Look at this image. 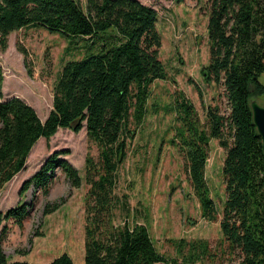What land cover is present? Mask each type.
Masks as SVG:
<instances>
[{
  "label": "trees",
  "instance_id": "16d2710c",
  "mask_svg": "<svg viewBox=\"0 0 264 264\" xmlns=\"http://www.w3.org/2000/svg\"><path fill=\"white\" fill-rule=\"evenodd\" d=\"M208 2L209 63L201 75L206 83L223 87L228 113L209 108L203 130L192 106L181 100L183 129L177 134V145L201 217L209 222L218 216L205 179L210 139L225 150L221 235L238 264H264V155L250 109L253 96H264V0ZM157 21V12L138 0H85V10L78 0H0L1 52L7 49L10 34L37 26L89 43L83 59L63 66L43 122L20 98L2 97L0 68V189L25 169L36 143L48 142L59 129L75 134L85 129L87 139L99 149L97 162L85 160L92 204L86 208L84 264H205L213 258L205 241H179L176 257L166 258L156 250L144 226L111 224L115 173L125 159L126 141L134 137L129 119L135 126L142 123L150 85L167 79L158 57ZM15 46L26 61V52L18 43ZM67 155V151L50 154L23 181L20 192L32 189L47 195L56 170L73 188H79L81 178ZM33 206L31 201L8 209L0 214V225L10 220L21 228ZM57 208L58 204L47 205L43 214ZM7 233L3 224L0 264H29L8 261L2 249ZM49 264L74 263L63 254Z\"/></svg>",
  "mask_w": 264,
  "mask_h": 264
},
{
  "label": "rangeland",
  "instance_id": "374dc122",
  "mask_svg": "<svg viewBox=\"0 0 264 264\" xmlns=\"http://www.w3.org/2000/svg\"><path fill=\"white\" fill-rule=\"evenodd\" d=\"M138 1L157 12V30L161 35L158 57L167 79L150 85L142 123L135 126L129 119L134 137L126 141L125 159L115 173L111 224L144 226L156 250L166 258L176 257L179 241L188 244L205 241L213 255L205 264H238L219 227L226 197L222 174L225 150L217 140L210 139L205 179L218 216L209 222L201 217L200 203L177 145V134L183 129L181 100L192 106L198 127L203 130L207 129L205 117L209 108L218 107L222 115L228 113L223 87L206 83L201 75V69L209 63L210 4L208 0ZM78 2L85 10V0ZM16 43L26 52V61L17 51ZM88 45L83 39L39 26L10 34L7 49L0 51L2 97L20 98L44 121L51 110L53 88L63 66L83 59ZM261 82L264 84V76ZM251 101L264 107V96H253ZM55 151L68 152L65 158L78 171L80 187L73 188L63 173L56 170L47 195L33 193L32 189L22 194L23 181ZM98 154V147L87 139L85 129L77 134L59 129L48 142L40 139L36 143L25 169L0 189V214L19 203H34L21 228L10 220L2 223L8 228L2 249L9 262L49 264L66 254L74 264H84L86 208L92 204L85 182V160L89 157L97 162ZM53 204H58L57 210L44 215V207Z\"/></svg>",
  "mask_w": 264,
  "mask_h": 264
},
{
  "label": "water",
  "instance_id": "95a60500",
  "mask_svg": "<svg viewBox=\"0 0 264 264\" xmlns=\"http://www.w3.org/2000/svg\"><path fill=\"white\" fill-rule=\"evenodd\" d=\"M253 124L262 141V151L264 155V107L255 101L250 102Z\"/></svg>",
  "mask_w": 264,
  "mask_h": 264
},
{
  "label": "crops",
  "instance_id": "0c3cea01",
  "mask_svg": "<svg viewBox=\"0 0 264 264\" xmlns=\"http://www.w3.org/2000/svg\"><path fill=\"white\" fill-rule=\"evenodd\" d=\"M43 122V121H42Z\"/></svg>",
  "mask_w": 264,
  "mask_h": 264
}]
</instances>
